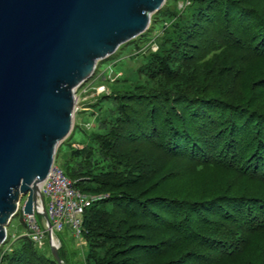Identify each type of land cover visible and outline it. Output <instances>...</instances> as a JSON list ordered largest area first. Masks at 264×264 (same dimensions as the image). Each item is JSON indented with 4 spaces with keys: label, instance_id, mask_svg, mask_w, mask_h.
I'll list each match as a JSON object with an SVG mask.
<instances>
[{
    "label": "trees",
    "instance_id": "1",
    "mask_svg": "<svg viewBox=\"0 0 264 264\" xmlns=\"http://www.w3.org/2000/svg\"><path fill=\"white\" fill-rule=\"evenodd\" d=\"M177 1L151 17L164 30L141 53L146 83L105 95L100 159L66 156L77 188L109 193L83 215L81 264H264V0ZM9 239L0 264H59L31 235Z\"/></svg>",
    "mask_w": 264,
    "mask_h": 264
},
{
    "label": "water",
    "instance_id": "2",
    "mask_svg": "<svg viewBox=\"0 0 264 264\" xmlns=\"http://www.w3.org/2000/svg\"><path fill=\"white\" fill-rule=\"evenodd\" d=\"M167 0H0V245L70 134L76 90L100 60L150 26ZM48 223L51 251L64 264Z\"/></svg>",
    "mask_w": 264,
    "mask_h": 264
},
{
    "label": "rangeland",
    "instance_id": "3",
    "mask_svg": "<svg viewBox=\"0 0 264 264\" xmlns=\"http://www.w3.org/2000/svg\"><path fill=\"white\" fill-rule=\"evenodd\" d=\"M189 4L190 0H178L176 7L182 9L184 5L187 6ZM163 23L164 20L161 18L157 23H154L151 29H147V33L151 35H143L142 33L137 36L139 37L138 39L135 37L122 43L114 53L100 60L93 75L78 86L73 127L68 137L71 136L69 139H67L68 137L65 138L58 146L59 148L62 145V156L54 163L65 168V159L69 151H76L84 146L93 149L94 160L100 159L101 152L99 145L95 141V135L107 132L111 127V122L116 117V102L113 97H106L105 95H109L113 92L112 90L126 89L136 83H146L147 76L138 71L142 63L141 59H143L141 53L147 51L148 48L156 50V39L164 30ZM147 37L152 40H147ZM137 44H139L138 47L140 48H137ZM191 179L193 184L204 183L201 177ZM25 200L26 196L23 198L22 203ZM36 216L40 226L46 233L44 244L39 245L41 249L45 250L50 247L49 233L46 229L43 215L37 212ZM7 234L10 237V242L22 234L29 235V228L24 221L22 209L8 223ZM54 236L59 248L63 247L65 249L67 253V257H65L68 263L81 264L79 262L87 254V244L83 234L76 236L74 229L67 223L64 229L55 232ZM5 241L0 246H3ZM12 244H9L7 248L11 249Z\"/></svg>",
    "mask_w": 264,
    "mask_h": 264
},
{
    "label": "built area",
    "instance_id": "4",
    "mask_svg": "<svg viewBox=\"0 0 264 264\" xmlns=\"http://www.w3.org/2000/svg\"><path fill=\"white\" fill-rule=\"evenodd\" d=\"M158 48L156 44V49ZM40 192L43 200L38 197L34 205L33 213H24V221L29 228V235L43 245L45 231L38 222L36 213L45 208L53 228V234L62 231L68 223L74 229L76 236L82 235L83 215L85 210L96 202L104 200L109 193H87L75 186V181L69 178L60 165L54 163L47 175L41 182ZM20 203L19 209H22ZM46 229L48 223L44 219ZM55 237V236H54Z\"/></svg>",
    "mask_w": 264,
    "mask_h": 264
}]
</instances>
